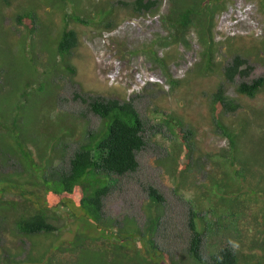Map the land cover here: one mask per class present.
Instances as JSON below:
<instances>
[{"label":"rangeland","instance_id":"obj_1","mask_svg":"<svg viewBox=\"0 0 264 264\" xmlns=\"http://www.w3.org/2000/svg\"><path fill=\"white\" fill-rule=\"evenodd\" d=\"M132 1L66 0L63 5L62 0H0V198L22 201L24 196L16 186H30L27 191L52 203V194L40 184L37 170L26 166L24 173L25 163L15 156L7 159L6 153L24 150L29 143L30 158L44 160L40 153L44 146L53 156L52 164L43 169L44 176L59 179L60 173L70 170L80 145L88 142V132L95 133L101 126V118L89 108L91 97L131 100L143 120L146 145L137 154V171L111 175L102 218L115 220L116 228L128 218L144 228L150 199L147 188L151 185L164 196L154 237L162 264L171 259L191 264L192 210H197L198 219L203 221L204 257L210 259L225 246L250 253L246 242L258 233L260 222L264 225V154H252L264 137V90L251 98L241 95L237 88L244 80L251 82L264 76V0L219 2L222 7L214 15L211 30L216 59L206 72L198 67L203 47L197 29L189 34L191 43L176 39L169 44L162 42L169 34L164 16L171 0H160L157 10L138 14L128 6ZM22 5L36 8L39 20L34 34H27L18 22ZM102 6L112 14L100 20ZM74 10L81 19L71 20L69 27L77 31L79 44L64 63L58 54V42L65 15ZM109 22L112 24L106 26ZM148 48L167 59V70L181 82L173 85L169 81L163 64L150 57ZM237 53L249 60L253 70L248 77L239 75L230 82L224 71ZM220 85L239 104L237 110L223 114L225 125L243 129L246 120L253 135L245 137L243 153L231 156L230 138L217 126L211 106V96ZM8 123L16 128L8 132L13 143L7 133H2ZM32 130L40 132L37 142L29 137ZM183 136H187L188 145L179 154ZM236 142L244 150V134ZM176 157L178 163L173 161ZM183 170L185 186L181 185ZM5 187L13 188L3 194ZM244 200L254 212L244 209ZM73 209L85 213L81 207ZM74 211L70 206L56 209L60 230L30 236L16 228L17 218L0 214V264H46L41 257L47 246L57 247L50 252L53 264L74 260L68 251H60L64 240L74 238ZM88 219L98 218L88 214ZM102 238L107 239L105 235ZM135 243L127 252H122L117 243V254L112 252L111 257L104 246H96L84 252L81 264H150L148 256H133L136 249H147L141 239H135Z\"/></svg>","mask_w":264,"mask_h":264},{"label":"trees","instance_id":"obj_2","mask_svg":"<svg viewBox=\"0 0 264 264\" xmlns=\"http://www.w3.org/2000/svg\"><path fill=\"white\" fill-rule=\"evenodd\" d=\"M4 1L6 2V0ZM33 1L34 0H29L30 3ZM62 1L63 5L66 4V0ZM221 1L226 2V0H171L169 12L164 16V20L169 26V34L165 37L166 41H162L164 44H169V40L171 39L175 42L176 40L178 42L183 40L186 44L191 43L189 41V34L193 29H197L199 41L203 47L201 51V60L198 63L200 72L210 71L215 64L216 44L212 37L211 30L214 24V15L216 11L220 10L219 8L222 7H220L219 4ZM7 2H9V0H7ZM128 6L130 10L136 14L152 12L160 7V0H134L128 3ZM21 9L23 12L21 11L17 15L18 22L24 25L27 34H34L38 28L39 20L35 10L36 8L22 5ZM99 13L101 15V20L112 14V10L105 9V6H102ZM80 19L81 17L78 14V10H74L72 13H67L65 15V26L63 28L64 30L62 29L63 34L58 42V52L64 61L67 60L70 53H72L79 44L78 33L75 29L69 27L70 22L71 20ZM111 24L112 22L106 23V26ZM28 45L31 44L27 42V46ZM261 51H264V44ZM148 52L151 58L163 64V67L168 73L169 81L173 85L181 82L178 79H173L167 70V59L160 57L159 52L155 49H149ZM67 68L74 71V67L72 68L67 65ZM252 70L253 66L249 63V60L244 57L243 54L237 53L232 62L225 67L224 74L227 80L233 82L239 75H244V78L248 77ZM26 84L30 86L27 80ZM237 90L241 95H246L251 98L256 97L258 93L264 90V76L255 78L251 82L242 81ZM88 103L90 110L101 118V126L95 133H92V131L88 132V134L85 133V135L87 134L89 137L88 142L85 140L84 143L80 145L71 159L70 170L60 173L59 179L44 176L46 170L43 171V169L48 168L53 162V156L51 153L48 154L44 146H42V151L40 152L44 155V160H37L34 156L30 158L31 148L29 143L26 144L24 150L8 151L5 155L7 159H9L8 156L20 158L22 163H25L24 173L27 172L26 166H29L33 170H37V179H40V184L44 190L46 189V192L52 194V203L47 201L44 202L43 197L41 198V195L34 191H27V188L30 186H16L21 189L20 192L24 196L23 200H10L1 197L0 204L2 208L0 209V214L3 217L6 216V218H9V216L12 219H14V217L17 218L15 219L16 228L24 235L50 234L59 231L61 228L58 224L56 209H66L70 206L74 211L73 207H81L85 213L74 211L75 214H73L74 219H76L74 238L68 241L64 240L60 248L61 252L64 253L68 251L74 256V260L69 263L59 261L57 264H81L80 260L84 252L89 249H96V246L98 248L104 246L103 248H105L106 252L109 254L108 257L112 256V252L117 254L114 251L117 243L122 247V252H127L128 246H130L131 250L133 245L135 247V239H141V242H143L147 249L143 252L141 248L137 247L138 249L135 250L136 254L133 256H148L150 264H162L163 261L160 259L161 255L157 250L158 247L156 246L154 237L162 218V202L164 201V196L159 193L157 188L151 185L147 188L150 199L147 205L148 218L144 228H140L134 219L129 218L124 221L123 226L116 228L115 220H105L102 218L104 198L111 190V175H125L137 171L139 167L137 154L146 145L143 135V120L131 100L121 101L115 98L106 99L101 96H96L91 97ZM211 106L215 113L214 118L216 119L217 126L223 131V134L230 138L229 156L243 153L246 150L245 137L253 136L250 134V129L249 126H247L246 120H244L243 129L238 127L236 129L229 125H225L223 118H221L226 111L237 110L239 104L235 103L233 98L226 94L223 85H220L218 90L211 96ZM167 120L169 121L168 118ZM178 123L180 122H176V125H178ZM15 124H17V121H15ZM15 129L16 128L10 123L2 127V130H4L2 133H7L9 141L12 143L13 139L10 138L8 132ZM243 134L244 150H242L241 147H239L240 144L236 142ZM39 136V131L32 130L29 133V137L36 142V138ZM186 137L187 136L182 137L179 154L182 148H186L188 145ZM20 141H22V139H20ZM238 148L239 150L237 151ZM253 151L254 153L252 154H264V137L262 141H259L257 145L254 146ZM178 160V157L173 159L175 163H178ZM46 164L50 165L46 166ZM173 167L174 165L171 166V168ZM250 169L252 168L250 167ZM40 171L42 172L41 175L39 174ZM172 172L176 173V169H172ZM237 176L239 177L240 173L237 174ZM245 177L246 174L244 172V179ZM181 185H186L185 170H183ZM11 188L13 187H5L2 193L4 194V191L10 190ZM17 188L16 191H18ZM33 196H35V198H33ZM34 203L37 206L33 207ZM259 204V201L256 202V206ZM19 209L24 210V212L22 213ZM244 209L253 211L248 201L245 200ZM88 214L94 215L98 219H88ZM199 217L198 211L192 210L190 225L193 237L189 248L191 257L189 262L191 264H244V259L246 260V264H264V225L261 222L256 228L258 233L253 234L251 242L249 240L246 242V245L250 247L252 252L248 253L244 252L241 248L233 249L230 246H225L219 254L209 259L204 257L201 252V228H203L204 225L203 221L198 219ZM200 223L202 225H200ZM79 233H83L84 235H79ZM104 235L107 237L106 240L102 238ZM102 240L104 241L100 243ZM122 242H125V245L122 244ZM112 245L114 247H110ZM258 246L262 249H258ZM46 249L47 251L43 253L41 259H46L47 261L44 262L46 264H53V257L50 258V252L56 250L57 247L47 246ZM255 251H260V253H256ZM169 261L170 262L166 264H181V262L178 263L172 259Z\"/></svg>","mask_w":264,"mask_h":264},{"label":"clouds","instance_id":"obj_3","mask_svg":"<svg viewBox=\"0 0 264 264\" xmlns=\"http://www.w3.org/2000/svg\"><path fill=\"white\" fill-rule=\"evenodd\" d=\"M58 54H59V52H58ZM59 55H60V54H59ZM60 56H61V55H60ZM61 57H62V56H61ZM68 57H69V56H68ZM62 59H63V58H62ZM63 62H64V63H68V58H67L66 61L63 60ZM28 236H30V235H28ZM201 250H202V248H201ZM201 252H202V251H201Z\"/></svg>","mask_w":264,"mask_h":264}]
</instances>
